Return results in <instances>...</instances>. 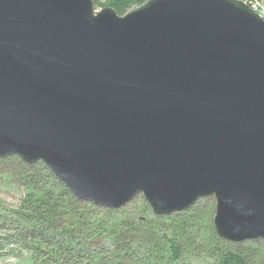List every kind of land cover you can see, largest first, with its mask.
I'll return each instance as SVG.
<instances>
[{
	"label": "water",
	"instance_id": "1",
	"mask_svg": "<svg viewBox=\"0 0 264 264\" xmlns=\"http://www.w3.org/2000/svg\"><path fill=\"white\" fill-rule=\"evenodd\" d=\"M11 157L99 209L213 198L218 238L264 240V20L238 0H0Z\"/></svg>",
	"mask_w": 264,
	"mask_h": 264
},
{
	"label": "trees",
	"instance_id": "2",
	"mask_svg": "<svg viewBox=\"0 0 264 264\" xmlns=\"http://www.w3.org/2000/svg\"><path fill=\"white\" fill-rule=\"evenodd\" d=\"M146 1L93 0L118 16ZM10 162L23 193L18 210L0 214V249L27 254V264H264V240L231 244L216 236L211 199L166 217H155L142 197L134 200L141 214L132 206L104 210L77 201L42 164L0 160Z\"/></svg>",
	"mask_w": 264,
	"mask_h": 264
},
{
	"label": "rangeland",
	"instance_id": "3",
	"mask_svg": "<svg viewBox=\"0 0 264 264\" xmlns=\"http://www.w3.org/2000/svg\"><path fill=\"white\" fill-rule=\"evenodd\" d=\"M238 1L244 3L243 0H238ZM248 7L250 8L251 6L248 5ZM102 9H104V8L98 7V8H95V11L97 12V11H100ZM251 10L253 11V9H251ZM259 10H261V13L264 12V6H261V9L259 8ZM15 170H17L15 162H10L9 164H0V214H1V216H4L6 213L8 214L10 211L12 212V211L19 209V202L22 199L21 193H23V192H22L21 188L18 189L17 180L15 178V177H17ZM3 173H5L7 175L10 174L11 177L14 178L13 181L8 182L5 179H3V176H2ZM136 199H140V197H137ZM136 199H134V200H136ZM204 199H211V200H213V202L215 204V201L213 198H204ZM204 199H201V200H204ZM201 200H199V201H201ZM133 201L130 202L124 208H126L128 206L129 207L132 206V207H135L136 212L138 210L140 212V214L142 212H145L144 208L139 207V206H141V202H139V201L133 202ZM214 209H215V207H214ZM214 215H215V211H214ZM164 217H166V216H164ZM17 223H15V224L18 225ZM227 243H230V242H227ZM231 244H235V243H231ZM240 244H242V243H240ZM27 262H29L28 255L23 253V252L16 253V254H10L8 249H4V250L0 249V264H27Z\"/></svg>",
	"mask_w": 264,
	"mask_h": 264
},
{
	"label": "built area",
	"instance_id": "4",
	"mask_svg": "<svg viewBox=\"0 0 264 264\" xmlns=\"http://www.w3.org/2000/svg\"><path fill=\"white\" fill-rule=\"evenodd\" d=\"M245 5H249L251 6L250 9H253L254 13L257 14L260 18H262L264 20V12L261 13V10H259V8L261 9V6H264L263 3H261V1L259 0H243Z\"/></svg>",
	"mask_w": 264,
	"mask_h": 264
}]
</instances>
